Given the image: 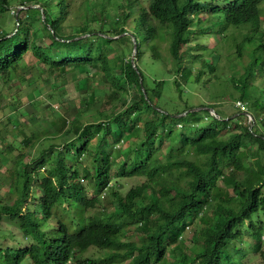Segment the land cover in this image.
<instances>
[{
	"label": "trees",
	"instance_id": "16d2710c",
	"mask_svg": "<svg viewBox=\"0 0 264 264\" xmlns=\"http://www.w3.org/2000/svg\"><path fill=\"white\" fill-rule=\"evenodd\" d=\"M75 1L0 0V82L28 53L36 71L57 73L39 101L50 113L28 136L18 130L29 153L15 162V198L0 204V264H246L264 239V57L256 56L264 36L244 73L229 79L247 105L238 113L252 121L224 111L176 115L214 107L190 104L197 87L226 95L210 79L216 49L198 39L245 25L250 42L264 0H104L98 22L91 11L73 24ZM165 41L168 58L158 50ZM67 69L90 71L84 88L72 84L75 105L65 96ZM36 91L28 82L18 97ZM133 178L145 181L120 192ZM92 248L97 255L84 257Z\"/></svg>",
	"mask_w": 264,
	"mask_h": 264
},
{
	"label": "rangeland",
	"instance_id": "374dc122",
	"mask_svg": "<svg viewBox=\"0 0 264 264\" xmlns=\"http://www.w3.org/2000/svg\"><path fill=\"white\" fill-rule=\"evenodd\" d=\"M83 0H76L74 2L75 13L71 17V22L73 24L82 23L85 20V13L89 16L91 15V11L93 14H96V22L100 17L97 14V10L100 9L101 4L104 0H88L89 6L87 9L90 11H86L84 5L82 4ZM87 2V0H85ZM83 1V2H85ZM100 4V5H98ZM10 14L13 11V7H10ZM105 11L109 14L113 15L114 11L110 7H106ZM207 16H205L206 18ZM94 22H91V25H94ZM261 22L262 27L261 31L254 35L251 39V43H245L243 46V50L239 47L244 43V39L247 35H249V26L242 25L238 28H230L225 37L222 38L221 35L212 36L210 38L206 37V40H201V42L206 45L208 48L215 47L216 53L218 52L219 57L214 61L215 64V74L213 79L217 84V93L220 92L226 93L224 96H217L216 98L213 95H209V91L206 90V85L202 87H197L195 92L189 97V102L191 105L197 106L198 104L205 105H214V111H216L219 115H222L221 111H224L226 115H234L233 118L242 117L241 121L244 123L247 122L248 114H239L238 110L241 113H247V105L243 103V108L237 109L235 107V103L240 101L238 99L239 94L233 88L232 84L229 82V79H236L238 75L242 74L245 70V66L249 61V54L255 48V46L261 41L260 35L264 36V6L262 7L261 14ZM15 23L13 22L10 25H7L6 28L8 30H13ZM206 26V24H205ZM215 29V28H214ZM168 42H160L158 43V50L164 54L163 57L168 58L169 53L167 52ZM257 54L260 58L264 57V51H259ZM210 61L214 60V56L209 59ZM37 65L33 62V56L31 54H26L23 56V60L19 68L12 73L11 81L5 83L0 82V118H3V121H0V204L8 203V201L15 198L13 193H10L9 190L11 181L14 179L13 169L15 168V162L18 160V155L29 153V150L24 148L20 141L23 138L22 135L19 134L18 130H22L25 136H28L29 128L32 130H36L41 124V118L44 117L46 113H50L44 105H42L40 101L41 94L47 95L50 92V89L55 87L56 80L55 76L57 73L50 75L48 70H45V67L37 68L39 70L36 71ZM195 70L199 68L198 63L193 64L192 66ZM42 69V70H41ZM165 69L169 71V66L166 64ZM87 69V74L84 72H76L73 69H67L64 76L68 81L67 85V93L66 99L69 100L71 105H75L79 103L77 100L78 92L73 88L72 84L74 82H78L83 87L82 80H85V77L90 74V71ZM262 76V80L258 81L257 84L261 85L264 81V69L260 72ZM60 77V75L58 76ZM45 82L44 80H47ZM167 79L171 80L173 75L171 72H168L166 76ZM208 76L204 75L203 81H207ZM35 84L37 91H41L40 95L33 98H29L27 95H22L19 99L18 91L24 92L27 83ZM256 80L254 81L255 84ZM185 96V94H184ZM16 106V109L13 108ZM55 106V105H54ZM98 107V105H96ZM208 107H194L192 109L205 110ZM211 116L215 117L213 113H209ZM236 118V119H237ZM19 123V127H18ZM18 127V128H17ZM49 127V126H48ZM13 130L14 133L6 134L5 130ZM51 131L54 130L53 127L50 128ZM3 137H7V140L4 141ZM10 143L13 144L12 150L10 149ZM27 161V159H25ZM145 180L143 178H133L129 180L121 181V190L123 194L130 188L134 187L138 184H141ZM4 225V224H3ZM6 227V225H4ZM12 228V227H10ZM193 230V229H191ZM132 234L134 235L133 231ZM190 230L188 229L185 234V244L190 246L192 245L190 239ZM261 252H252L244 259L246 264H264V239H262ZM7 244L11 247L16 246L13 242H7ZM1 245L4 246L5 242H1ZM98 251L96 249H90L87 253L84 254V257L89 255H97ZM168 261L172 260L171 256H168Z\"/></svg>",
	"mask_w": 264,
	"mask_h": 264
},
{
	"label": "clouds",
	"instance_id": "9594fccd",
	"mask_svg": "<svg viewBox=\"0 0 264 264\" xmlns=\"http://www.w3.org/2000/svg\"><path fill=\"white\" fill-rule=\"evenodd\" d=\"M209 1H212L214 4H215V6H226L228 3L227 2H229V0L227 1V0H209ZM223 1H226V2H223ZM232 1V0H231ZM98 5H100V4H98ZM264 6V3L263 4H261L260 6H259V8H261V10H262V7ZM98 10H100V9H98ZM97 10V11H98ZM262 27V26H261ZM236 29V28H235ZM229 30V29H228ZM227 30V31H228ZM227 31L225 32V34L227 33ZM261 31V29L257 32V33H259ZM256 33V34H257ZM256 34H254V35H256ZM222 36V38L223 37H225V35L223 36V35H221ZM263 35H260V37H262ZM252 37L253 36H251L250 37V42H245V39L247 38V36L245 37V39H244V43L239 47L241 50H243V46H244V44L245 43H248V44H250L251 43V39H252ZM209 49H216L215 47H212V48H209ZM255 49H256V46H255V48L250 52V54L249 55H251V54H253V52L255 51ZM259 51H264V50H258L257 52H259ZM135 56V55H134ZM256 56H259L257 53H256ZM217 57H219V55H218V52L217 53H215V55H214V60H213V63H214V61L216 60V58ZM209 59H211V57L210 56H208L207 57V60H209ZM133 63H134V58H133ZM135 65V64H134ZM214 66H215V64H214ZM246 67V66H245ZM258 69L260 70V72L263 70V68L259 65L258 66ZM244 73V72H243ZM242 73V74H243ZM260 74V73H259ZM261 75V74H260ZM261 78H262V76H261ZM235 107L237 108V109H241V108H243V103L241 102V101H237L236 103H235ZM211 109H213V108H211ZM214 110V109H213ZM246 112V111H245ZM214 113L216 114V115H218L215 111H214ZM216 118V117H215ZM217 119V118H216ZM218 119H219V115H218ZM248 120L249 121H252V118L248 115Z\"/></svg>",
	"mask_w": 264,
	"mask_h": 264
},
{
	"label": "water",
	"instance_id": "95a60500",
	"mask_svg": "<svg viewBox=\"0 0 264 264\" xmlns=\"http://www.w3.org/2000/svg\"><path fill=\"white\" fill-rule=\"evenodd\" d=\"M37 6H30L29 8H36ZM19 9H21V8H18V10ZM18 13H16V15H17ZM44 18V15H42V19ZM136 52H137V44H136V42L133 40V46H132V55H131V63H132V65L134 66V63H133V58H134V55L136 54ZM140 83H141V80H140ZM205 110L206 111H208L209 113H213V115L218 119V115H216L215 113H214V110L213 109H211V108H205ZM193 111H196V109H190V110H187L185 113H182V114H180V115H176L177 117L176 118H178V117H180V116H184L186 113H188V112H193Z\"/></svg>",
	"mask_w": 264,
	"mask_h": 264
}]
</instances>
